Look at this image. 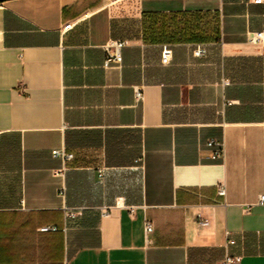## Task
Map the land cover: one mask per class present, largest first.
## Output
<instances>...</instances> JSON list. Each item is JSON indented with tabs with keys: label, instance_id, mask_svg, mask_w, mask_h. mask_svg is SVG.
Returning a JSON list of instances; mask_svg holds the SVG:
<instances>
[{
	"label": "crops",
	"instance_id": "obj_1",
	"mask_svg": "<svg viewBox=\"0 0 264 264\" xmlns=\"http://www.w3.org/2000/svg\"><path fill=\"white\" fill-rule=\"evenodd\" d=\"M261 195L264 0L0 2V264H264Z\"/></svg>",
	"mask_w": 264,
	"mask_h": 264
},
{
	"label": "built area",
	"instance_id": "obj_2",
	"mask_svg": "<svg viewBox=\"0 0 264 264\" xmlns=\"http://www.w3.org/2000/svg\"><path fill=\"white\" fill-rule=\"evenodd\" d=\"M72 27V24L68 23L64 26L65 30H68ZM126 45V41H110L108 44H106V51H107V59L104 63V66L106 68L112 66L113 64H119L122 61V56H121V48ZM195 55L198 57L203 56L206 53V50L204 48L198 47L195 50ZM172 55V50L168 48L167 46L164 47L162 51V62L163 63H168L170 61ZM136 98L139 100L142 98V92L140 89L136 90ZM208 145L210 147H213L214 145H218L219 149L215 150L214 153L212 154V159H219L223 157L224 151H223V146L221 143L215 142V140H210L208 142ZM53 157H59L62 160H70L72 159L73 155L65 152L64 150H53L52 151ZM219 196H225V189L224 187H220L218 190ZM260 204H264V195L260 196L259 199ZM200 226H205L207 225V221L205 220H200L199 221ZM41 231H56L57 228L54 226H45L40 229ZM153 230V227L151 224L146 225V233H150ZM233 260H239V257L235 258H229L228 261H233Z\"/></svg>",
	"mask_w": 264,
	"mask_h": 264
},
{
	"label": "water",
	"instance_id": "obj_3",
	"mask_svg": "<svg viewBox=\"0 0 264 264\" xmlns=\"http://www.w3.org/2000/svg\"><path fill=\"white\" fill-rule=\"evenodd\" d=\"M7 1V0H0V2Z\"/></svg>",
	"mask_w": 264,
	"mask_h": 264
}]
</instances>
